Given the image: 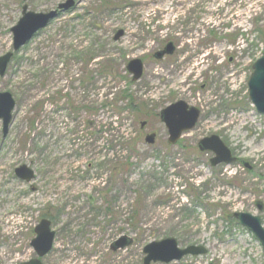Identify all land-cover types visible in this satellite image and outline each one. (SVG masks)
Segmentation results:
<instances>
[{
	"label": "rangeland",
	"instance_id": "obj_1",
	"mask_svg": "<svg viewBox=\"0 0 264 264\" xmlns=\"http://www.w3.org/2000/svg\"><path fill=\"white\" fill-rule=\"evenodd\" d=\"M65 1L0 0V57L13 52L11 30L26 3L32 12L48 13ZM76 1L75 9L16 53L0 76V93H11L16 101L6 139L0 121V264L34 259L35 228L46 218L56 236L44 264H144L145 247L168 238L181 249L207 250L169 264H264L260 241L228 217L249 213L261 217L264 226V115L253 106L248 88L253 66L264 56V0ZM120 30L125 35L116 43ZM229 33L239 36L235 46ZM96 39L105 48L89 71L99 73L107 61L116 62L119 72H127L134 59L145 65L142 80L130 87L142 110L123 114L122 126L107 109L94 114L93 123L100 132L104 128L102 138L99 127L88 131L85 114H71L63 100L56 101L66 95L78 107L86 96L103 101L126 89L102 78L97 87L81 90L86 57L80 52ZM170 41L178 44L175 54L156 60L154 54ZM51 96L31 132L32 108ZM178 101L201 115L173 147L160 113ZM114 121L118 124L109 128ZM86 131L94 135L87 142L94 143L90 151L84 149ZM150 133L157 135L154 145L145 143ZM214 135L237 162L213 167L214 153L199 151V142ZM112 136L141 141L136 151H127L133 167L123 175L98 168L104 158L128 156L124 147H112ZM22 165L35 171L33 182L16 177ZM113 199L108 215L105 202ZM134 210L138 233L130 224ZM123 236L132 245L113 252L111 246Z\"/></svg>",
	"mask_w": 264,
	"mask_h": 264
},
{
	"label": "water",
	"instance_id": "obj_2",
	"mask_svg": "<svg viewBox=\"0 0 264 264\" xmlns=\"http://www.w3.org/2000/svg\"><path fill=\"white\" fill-rule=\"evenodd\" d=\"M26 2L31 0H25ZM77 5L75 0H68L61 4L57 10L48 13H35L29 10V6L25 5L22 9V18L18 24L12 29L14 36L13 52H9L0 57V76L4 77L8 66L14 56V52H19L26 46L37 33L44 30L49 24L56 20L60 12L71 10ZM124 36V31H119L115 36V41H119ZM175 52L173 43H169L165 49L158 52L155 57L162 60L165 56H171ZM253 74L249 81V95L252 104L256 110L264 115V56L261 57L253 66ZM127 71L132 75L133 82H138L144 75V64L141 59L131 60L127 65ZM16 108V101L11 93H0V121L3 124V136L9 135L11 125L14 120L13 112ZM200 111L197 108L189 107L184 101L176 102L162 110L160 118L165 124L169 139L168 143L175 146L184 133L195 129L199 118ZM145 123L143 124V126ZM146 144L154 145L156 143V134L146 136ZM201 152H213L215 157L211 164L217 167L221 164H232L237 161L231 150L224 144L220 137L214 135L201 140L198 144ZM16 176L26 183L35 180L36 174L33 169L27 165H22L15 170ZM261 209V208H260ZM233 217L238 220L244 227L248 229L260 241L264 252V226L261 217L254 216L249 213L236 212ZM52 222L43 219L36 227V238L31 245L34 248L37 257L23 264H43L42 258L47 256L53 249L55 232L52 231ZM133 240L130 237L123 236L113 243L112 251L118 252L132 245ZM146 258L144 264L165 263L169 264L173 261H179L186 256H198L207 254V250L201 246H190L181 249L173 238H168L160 242H154L147 245L144 249Z\"/></svg>",
	"mask_w": 264,
	"mask_h": 264
},
{
	"label": "trees",
	"instance_id": "obj_3",
	"mask_svg": "<svg viewBox=\"0 0 264 264\" xmlns=\"http://www.w3.org/2000/svg\"><path fill=\"white\" fill-rule=\"evenodd\" d=\"M211 33V32H210ZM245 35V34H243ZM242 35V36H243ZM211 36L216 37L217 38V33H211ZM238 34L237 33H233L229 36V38H231L232 40V45H236L237 39H238ZM107 43V42H106ZM103 44L101 43L100 39H96V42L92 44L91 47L87 48L86 53L84 52H80L81 56H85V62H84V75L83 78H79L78 81L80 82L81 85V90L83 91V93L85 91H87L88 88H94L97 87L99 85V81L103 78L106 81L111 80L110 82L113 81L120 84V83H124L126 84V89H119V91H117V89L114 91L115 93H112V98H109L108 96H106V98L102 101L101 98L99 97L95 102L88 100L87 96L84 97L83 102H81V106H74L73 104L75 102L72 101L71 97H68L66 95H62L60 94L56 101H64L69 107L70 110L72 111L71 114L74 115H81L85 116V121H84V125H86V127H88V131L93 127H99L97 125V123H93V121L91 120V117L95 114L98 115L100 111L103 110H109V112H111L112 116L118 117L119 120L121 121V126H122V121L126 120L123 119V114H129L131 115V113H139L142 110V104L143 103H139L138 99L136 98L135 94L131 91L132 85H134V83L131 81L130 77H128V74L126 76H123L122 73H127V72H123L118 70V65H116L117 63L114 61H107V63H104L103 65L101 64V71L99 73L93 72V71H89L88 68L91 65V60H93V57H96L95 59H97L99 57V54L104 52V48L102 47ZM92 58V59H91ZM94 59V60H95ZM77 82V80L74 81V83ZM52 99H54L52 96L49 99H45L43 101V103H37L35 104V106L32 108L31 113L34 115V113L36 114V116L32 119L29 120V124H30V131L34 132L36 130V123L37 121L40 120L41 116H43V111H44V105L47 102H51ZM102 101V103L100 104V102ZM55 102V101H54ZM56 103V102H55ZM73 103V104H72ZM121 117V118H120ZM89 118V119H88ZM39 119V120H38ZM114 123H117V121H114L112 123L109 124V128L113 126ZM81 126H83V122L80 124ZM104 129V128H103ZM100 132V127L98 129V134L100 135V137L102 138V136L105 134V132L103 131ZM88 131H86V145L84 147L85 150H87V148H89V151L91 149V147L94 146L93 145L87 143L88 141H90V137L94 136L92 133H89ZM115 136H112V139H114ZM89 138V140H88ZM94 139V138H93ZM97 140V139H96ZM39 143V142H37ZM36 143V145H37ZM114 143L112 145V147L115 145L116 147L122 146L126 149V153L128 154V156L126 157H113L111 159H106L104 158L103 161L100 162L98 168L101 169V171L103 170L104 172H112L115 174H120L123 175L125 171H128L127 169H131L133 165L130 163L131 158V153H128L129 151L133 152L136 151V147L137 145L141 144V141H139V139L135 138H131V137H120L119 139L116 138L114 139ZM38 148V145H37ZM124 149V150H125ZM123 150V151H124ZM46 151L42 150V149H38V152L41 154H44ZM128 151V152H127ZM114 189H112L111 191L107 190L106 194H110L113 193ZM116 198V197H115ZM114 203V199L112 201V203L108 202L106 200L105 202V210H106V214L110 215L113 213L112 209H111V205H113ZM113 207V206H112ZM187 210V208L185 209V211ZM139 217V211L138 210H134L132 212V217L130 218V224L132 227V232L133 233H138L141 229L140 227V221L138 220ZM229 219H233L231 216H228Z\"/></svg>",
	"mask_w": 264,
	"mask_h": 264
}]
</instances>
